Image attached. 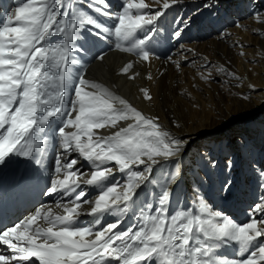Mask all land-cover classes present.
<instances>
[{"label":"snow or ice","instance_id":"snow-or-ice-1","mask_svg":"<svg viewBox=\"0 0 264 264\" xmlns=\"http://www.w3.org/2000/svg\"><path fill=\"white\" fill-rule=\"evenodd\" d=\"M79 2L22 0L0 23V165L18 155L43 166L48 147L58 138L63 155L52 162L56 178L46 191L72 197L64 204L56 202L63 208L61 214L40 208L21 223L0 230V244L10 250L0 253V264H264V170L258 173L262 195L249 210V222H236L214 210L198 186L180 191L176 166L186 146L182 138L163 130L158 118L146 116L128 100L86 79L82 66L74 70L79 63L72 55L75 41L88 25L102 39L114 37L116 48L149 61L150 45L159 32L157 21L178 0H164L154 13L146 0H121L122 10L115 14L109 11V0H88V7L112 20L111 25L85 15ZM257 19L264 24V16ZM179 24L182 27L171 35L179 37L188 26L184 20ZM54 36L62 39L50 42ZM133 67L126 63L120 74L127 75ZM203 67L208 70L203 78L208 80L212 64ZM226 75L241 79L232 72ZM140 91L152 100L149 89ZM53 119L59 121L55 129ZM120 121L134 123L93 139L94 130L116 128ZM72 153L88 162L90 174L74 168L78 159L69 158ZM166 165L171 171L155 177L154 170ZM116 172L123 174V181L107 184ZM82 184L97 190L94 200L85 199ZM229 187L225 183L220 191L227 193ZM173 201L177 208L170 214ZM85 204L91 205L89 210ZM129 213L140 222L114 231ZM105 214L117 219L98 228ZM81 215L94 217L93 226H79ZM232 245L244 258L218 253Z\"/></svg>","mask_w":264,"mask_h":264},{"label":"bare ground","instance_id":"bare-ground-1","mask_svg":"<svg viewBox=\"0 0 264 264\" xmlns=\"http://www.w3.org/2000/svg\"><path fill=\"white\" fill-rule=\"evenodd\" d=\"M262 1L264 0H254V3H251L248 24L244 26L242 21L235 19L231 13V9L241 7L244 0H178L164 11L156 26L164 23L175 26L180 20H184L187 24L190 23L191 27L187 36L182 34L179 37L175 36L178 47L164 59L150 57L149 61H143L141 58L123 54L121 49L115 47L114 37L102 39L94 34L95 30L90 25L79 31L78 39L75 41L76 50L72 54L79 62L77 69L74 70H79L82 66L86 79L101 84L115 96L128 100L146 116L158 118L163 130L185 141L186 146L176 166V171L180 174L177 179L180 191L187 192L190 186H198L214 210L228 214L238 223L249 222L251 214L249 210L253 204L259 202L262 195L258 173L264 167L261 162V159L264 160V45L259 44V41L264 38V24L257 19L264 16ZM21 2L22 0H0V23L5 22L6 16L12 14ZM109 2L111 13L115 14L122 10L121 0ZM163 2L164 0H160L157 4L154 0H146V3L152 4L153 13L162 9ZM223 4L227 5L225 9L222 8ZM79 9L103 25L113 23L112 20L89 8L88 0H80ZM212 29L217 31L213 40H199L201 37L208 38V32ZM138 35L142 36L143 33ZM61 39L60 36H54L50 42H58ZM94 41L101 44L99 54H96L91 46ZM237 43L244 47L235 46ZM82 55L83 58L80 59ZM100 56L103 59H99ZM128 62L134 64L133 69L127 75L120 74V70ZM208 62L212 64L211 78L205 80L203 76L208 74V70L203 65ZM221 68L225 69V72H220ZM213 69L218 73L213 74ZM227 72L235 73L241 79H233L226 75ZM136 73L139 75L135 76V79L128 78ZM149 74L151 79L147 78ZM215 76L232 85L231 95L225 96L213 89ZM141 88L150 90L151 101L144 98ZM234 121L247 126V130H241L240 136L246 139L249 135L251 139L245 140L243 144H238L241 140L235 139L230 147H225L223 145H226L228 137H225L224 141L219 140V129L223 127L226 136L232 131L231 125ZM127 123L134 121H120L116 128L108 126L94 130L96 135L93 139L95 140L96 136H110L120 127H126ZM50 124L55 129L59 121L53 119ZM68 130L70 129H66ZM208 146L210 150L204 155V148ZM213 149L219 151L216 159L210 158ZM223 151L229 152L230 158H234L233 161L222 160ZM57 155H63L58 147V138L56 144L52 140L46 152V156L53 159ZM69 158L78 159V164L74 166L76 170L89 174L92 171L88 162L79 158L78 154L72 153ZM36 167L38 165L33 164L32 168ZM165 171H171V166L166 165L164 169L157 167L154 176L159 178ZM113 179L123 181L124 177L123 174L116 172L106 183L111 184ZM225 183L230 185L227 193L220 191ZM82 188L87 193L85 199H95L97 190L94 187L82 184ZM247 188L250 189L249 193ZM251 196L255 198L252 199ZM190 198L189 194L184 199V206H187ZM21 200L22 198L18 201ZM57 201L61 204L66 203L62 194L56 193L53 200L36 208L30 215L35 214L40 208H51L55 214H61L63 208L56 207ZM25 206L33 208V203ZM90 207L88 204L83 205L85 210H89ZM176 208L177 204L173 201L169 213ZM116 219L105 214L98 228H103L106 223L115 222ZM139 222L133 219V213H129L114 231L126 230L130 225ZM38 223L43 225L44 221L40 220ZM0 253L8 254L1 246ZM218 253L232 259L244 258L237 256L235 245L220 248ZM152 264L156 262L153 261Z\"/></svg>","mask_w":264,"mask_h":264},{"label":"rangeland","instance_id":"rangeland-1","mask_svg":"<svg viewBox=\"0 0 264 264\" xmlns=\"http://www.w3.org/2000/svg\"><path fill=\"white\" fill-rule=\"evenodd\" d=\"M262 2L264 3V1H262ZM251 3H254V0H244L243 5L241 7H234L233 9H231V13L234 15L235 19L242 21L244 26H247V24H248L247 20H248V14H249V6L251 5ZM226 6H227L226 4H223L222 8L225 9ZM216 34H217V31L215 29H212L208 32V38L205 39V38L201 37L199 40L200 41L213 40V36H215ZM251 34H253V33H251ZM259 44L264 45V38H262L259 41ZM216 72L218 73V71L216 69H213V74ZM213 89L221 92L225 96H229L232 94V85L226 81L220 80V78L218 76L213 77ZM231 126H232L231 127L232 131H230L228 134H226V136H225V129L223 127L219 129V133H218L219 140L224 141L225 137H228V141L226 142V145H223V146L230 147L233 144V142L235 141V139L241 140L238 144H243L245 142V140L251 139L248 137L249 135L247 136L246 139H243L240 136L242 133L241 130H247L246 125H241V124H239V122L234 121ZM208 148H210V146H208L207 148H204L205 149L204 155H206L208 153V150H210ZM218 156H219V151H217V149H213L212 154L210 155V158L216 159ZM221 158H222V160L230 161V162L233 161V159H234V158H232V159L230 158L229 152H224V151L222 152ZM261 162L264 166V160L263 159H261ZM225 165L227 166V164H225ZM262 170H264V167ZM249 190L250 189L247 188V193H249ZM251 198L253 199L255 197L251 196Z\"/></svg>","mask_w":264,"mask_h":264}]
</instances>
